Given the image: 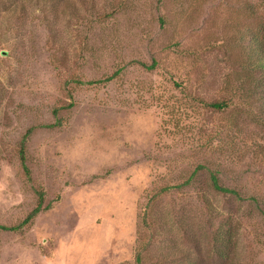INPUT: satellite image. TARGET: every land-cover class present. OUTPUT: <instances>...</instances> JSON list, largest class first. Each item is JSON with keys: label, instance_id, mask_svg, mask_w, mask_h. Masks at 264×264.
I'll list each match as a JSON object with an SVG mask.
<instances>
[{"label": "rangeland", "instance_id": "rangeland-1", "mask_svg": "<svg viewBox=\"0 0 264 264\" xmlns=\"http://www.w3.org/2000/svg\"><path fill=\"white\" fill-rule=\"evenodd\" d=\"M250 27L264 0H0V226L48 207L0 264H264Z\"/></svg>", "mask_w": 264, "mask_h": 264}, {"label": "trees", "instance_id": "trees-1", "mask_svg": "<svg viewBox=\"0 0 264 264\" xmlns=\"http://www.w3.org/2000/svg\"><path fill=\"white\" fill-rule=\"evenodd\" d=\"M253 10H251L252 12ZM254 13L251 14L250 18H253ZM262 27H260L259 32H261ZM255 29L253 27H250V32L252 33L251 40L249 41V45L246 47V56L243 58L244 65L247 64L248 70H249V84L253 85L252 89H249L247 93V99H254L256 103H260L261 105L264 104V31L261 33V38L258 39V35L254 33ZM264 30V29H263ZM259 71L261 73V77L259 80L254 79V72ZM211 106L214 109L223 111L225 109H228L230 107V104L228 102H220V103H213ZM254 118L250 117L252 119V122L255 123V125L260 128L262 131H264V109L262 107L258 108L257 111H253ZM236 125L239 126L238 121H236ZM24 147V141L22 143V149ZM25 150H21V160H22V166L27 174L28 177H31L30 172L26 166V157L24 155ZM262 152V156L264 155V147L260 150ZM260 151L258 152L260 154ZM201 169H204V167H200ZM206 168V167H205ZM210 186L211 188L219 193V194H226V195H232L239 199L240 201L243 200H249L256 202L260 204L262 201L257 196L248 195L241 189V187H233L230 185H227L222 180V176H226V173L218 172L216 171H210ZM43 194H40V199L38 202V206L34 211L23 221L21 226L16 227H7V226H0V231L6 232V231H19V229L23 226H26L30 224L43 210L47 209L43 207ZM264 212V211H263ZM147 250V245L144 246L142 249H140L138 255H137V262L138 264H142L144 252Z\"/></svg>", "mask_w": 264, "mask_h": 264}]
</instances>
